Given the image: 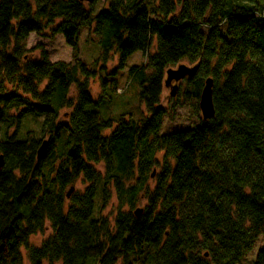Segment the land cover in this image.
Wrapping results in <instances>:
<instances>
[{
    "label": "trees",
    "instance_id": "1",
    "mask_svg": "<svg viewBox=\"0 0 264 264\" xmlns=\"http://www.w3.org/2000/svg\"><path fill=\"white\" fill-rule=\"evenodd\" d=\"M98 2L0 0V264H26L24 252L28 264H264V0H156L154 9L106 0L95 12ZM83 28L98 38L100 72L114 55L119 69L145 57L129 71L143 120L97 110ZM32 34L62 35L72 62H52L40 46L32 60ZM183 63L198 67L186 79L198 106L213 79L215 117L161 134L166 72ZM101 86L105 96L110 82ZM27 116L43 120L20 140ZM47 224L53 234L30 245Z\"/></svg>",
    "mask_w": 264,
    "mask_h": 264
},
{
    "label": "rangeland",
    "instance_id": "2",
    "mask_svg": "<svg viewBox=\"0 0 264 264\" xmlns=\"http://www.w3.org/2000/svg\"><path fill=\"white\" fill-rule=\"evenodd\" d=\"M143 4L148 9H154L156 0H142ZM106 0H99L95 6V12L106 7ZM42 47L49 56L52 62L63 61L66 63L72 62V49L68 47L62 35H57L54 39H50L46 36H39L32 34L26 41V48L31 50L29 57L32 60H40L42 58ZM80 58L88 65V67L94 71L99 72L97 78L92 79L90 83V91L93 99L98 102L100 98H103L100 107L97 108L104 119H119L121 115H128L133 121L143 120L148 116L146 108L142 100V88L137 82H131L129 77V71L133 66L141 65L145 62V57L141 53L134 54L126 63L124 69H119V58L114 55L112 60L107 64L106 71L100 72L101 63L99 58L101 55V49L98 45V38L94 33L90 36V29L83 28L80 32L79 41ZM156 45L152 47V53H155ZM184 66L192 68L189 63H183ZM176 69V68H174ZM115 73V74H114ZM167 75L165 77V81ZM108 80L110 86L106 95H103L102 81ZM115 81L117 86L116 94L111 90V84ZM172 85H175L173 83ZM177 96L171 97V87L163 85V94L161 97V105L168 109V114L165 117L164 124L161 130V134L174 133L181 130H186L194 126L199 125L203 121L201 110L198 106V100L196 99V87L188 84V80L183 79L179 84ZM10 91L13 89L8 86ZM185 92L188 93L185 97ZM72 96L75 95V90H72ZM176 103H178L176 105ZM39 119V120H36ZM42 118H36L34 116H27L23 121V129L20 140L26 138V133L29 130L39 131V125L41 126ZM14 130H11V134ZM111 133V131H109ZM106 136L109 133H105ZM2 132H0V138H2ZM48 141V138L42 139ZM60 160H57L55 167L59 165ZM99 170H103V166L97 167ZM159 170H157L158 172ZM86 185L80 180L75 185V190H83ZM152 182L151 187L153 188ZM147 206V202L141 201L137 208L144 209ZM118 202L114 195L111 199L107 209L104 211V216L111 221L114 220L117 214ZM136 208V209H137ZM53 234V230L49 224L44 234H38L30 238V245L39 247L44 241H46ZM25 262L27 263L26 253L24 252ZM121 264V263H119ZM140 264V263H139ZM148 264V263H146Z\"/></svg>",
    "mask_w": 264,
    "mask_h": 264
},
{
    "label": "water",
    "instance_id": "3",
    "mask_svg": "<svg viewBox=\"0 0 264 264\" xmlns=\"http://www.w3.org/2000/svg\"><path fill=\"white\" fill-rule=\"evenodd\" d=\"M81 2L90 3L92 0H80ZM198 67L188 68L183 64L179 65L176 69H169L167 74V79L165 81L166 87H171V97H176L179 89V83L183 79H191L196 75ZM175 83V85H172ZM213 86L214 82L212 78H209L205 81V85L200 95L199 108L202 113L203 120L209 121L215 117V108L213 103ZM47 149V142H44L38 152V159L40 160L44 155ZM5 166V160L3 156H0V170ZM153 173L152 177H155ZM74 187H72L67 194V197L70 198L71 194L74 192ZM142 209H137L135 215L139 217L142 214Z\"/></svg>",
    "mask_w": 264,
    "mask_h": 264
}]
</instances>
